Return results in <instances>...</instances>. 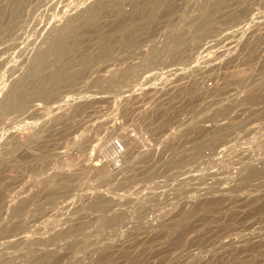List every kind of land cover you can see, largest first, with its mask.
Wrapping results in <instances>:
<instances>
[{"label":"rangeland","instance_id":"obj_1","mask_svg":"<svg viewBox=\"0 0 264 264\" xmlns=\"http://www.w3.org/2000/svg\"><path fill=\"white\" fill-rule=\"evenodd\" d=\"M150 1L0 0V264H264V0Z\"/></svg>","mask_w":264,"mask_h":264},{"label":"bare ground","instance_id":"obj_2","mask_svg":"<svg viewBox=\"0 0 264 264\" xmlns=\"http://www.w3.org/2000/svg\"><path fill=\"white\" fill-rule=\"evenodd\" d=\"M219 2H223L224 0H218ZM114 2V1H113ZM160 2H165V0H151L145 7H138L136 10V12H138L139 13V15H137V16H135V17H138V18H136L137 19V21L138 20H141V19H143L144 17V11L146 12V13H149V16H154V14H155V11H156V9H157V4L158 3H160ZM108 3V2H107ZM106 3V4H107ZM105 5V4H104ZM115 3H112L111 4V6H112V8H113V10L115 9ZM215 6V5H214ZM220 7V5H217L215 8H212L213 10H211V11H203L202 12V18L199 20V22L196 24V26H195V32L197 33V34H201V35H203V34H205L206 32H208L209 30H210V25H211V22H212V20H213V18H214V14H215V12L218 10V8ZM118 9V8H117ZM100 13V12H99ZM156 15V14H155ZM95 17H96V15H93L92 17H91V19H95ZM122 19V18H121ZM119 20V23L118 24H120V25H125V26H128L129 28H131L130 30H128V31H140L141 33L142 32H145V29L144 28H142V26H140V25H138V23H136V22H134L133 21V19L130 17L129 19H126V20ZM215 19V18H214ZM118 22V21H117ZM127 31V32H128ZM133 33V32H132ZM75 35V34H74ZM73 35V36H74ZM76 36V35H75ZM263 38V37H262ZM77 41H78V39H77V37L76 38H68V37H63V39H61V42H60V45L63 47V54L68 50V49H70V48H73L75 45H76V43H77ZM101 41V43L103 42L102 40H100ZM99 41V42H100ZM118 42V40L117 39H114V40H107V41H105V45H100V52H99V54H101V53H107L108 51H109V48L112 46L113 47V45H115L116 43ZM52 46V45H51ZM57 47V46H56ZM242 50V49H241ZM47 51V50H46ZM61 52V51H60ZM43 53V52H42ZM59 53V52H58ZM62 54V53H61ZM35 61V60H34ZM64 62V61H63ZM44 63H45V57H42V58H40L39 60H37L36 62H35V65H34V67L36 68V67H38V66H42V65H44ZM63 65H65V66H63L64 67V69H63V72L62 73H60V75L58 76V81L57 82H63V84H65V83H67V82H69V80L71 79V75L70 74H68L67 73V64H63ZM262 76V75H261ZM39 80V79H38ZM52 80H54L53 78H48L47 77V80H44L45 81V83L47 84L49 81L50 82H53L52 84H56V81L54 80V81H52ZM41 81V80H40ZM43 82V81H42ZM197 82V81H196ZM45 83H43V85L40 87V88H37L36 89V94L37 95H40L41 97L42 96H47V95H49L54 89H53V87H48ZM40 85V84H39ZM201 90V89H200ZM256 90V89H255ZM24 91V90H23ZM55 91V90H54ZM194 91V90H193ZM192 94V93H191ZM204 94V93H203ZM32 95V93L30 92H23V93H21L20 95H18L16 98H14V100L12 99V101H11V107H10V110L11 111H15V110H21V109H23V107H25L26 106V104L29 102V100H30V96ZM212 95V94H211ZM242 98V97H241ZM152 102V101H151ZM162 103V102H161ZM247 104V103H246ZM159 108V107H158ZM261 112V111H260ZM182 114V113H181ZM252 115V114H251ZM219 116V115H218ZM224 117V116H223ZM173 120V119H172ZM124 137V136H123ZM122 141H124L123 142V144H124V147H125V152H124V154L126 155V153L127 154H130V153H128V149H129V147L131 146V144H133L132 143V139L129 137V138H124V140H122ZM28 149V148H27ZM127 150V151H126ZM130 152V151H129ZM123 154V155H124ZM26 157V156H25ZM128 158V157H127ZM144 158H145V156H144ZM123 159H124V157H123ZM129 159V158H128ZM142 159V158H141ZM147 159H148V157H147ZM150 160L152 159V158H149ZM183 160V159H182ZM181 159H180V162L182 161ZM123 161V160H122ZM141 161V160H140ZM144 163H147V162H149V161H147L146 159H143L142 160ZM128 162V161H127ZM175 163V162H174ZM178 165V164H177ZM128 167H130V166H128ZM128 169V168H127ZM131 171V170H130ZM258 175H264V169L263 170H261V171H257V172H252L251 174H248V175H246L245 177H244V179L245 180H248L249 178H251V177H253V176H258ZM242 186V185H241ZM240 186V187H241ZM243 186H245V185H243ZM242 186V187H243ZM241 187V188H242ZM102 204V203H101ZM199 206V205H198ZM19 207V206H18ZM21 207V206H20ZM197 208H200V207H197ZM264 208V207H263ZM212 210V209H211ZM217 211V210H216ZM18 212V210L17 211H15V213H17ZM113 221H115V220H113ZM195 221V220H194ZM190 228V227H189ZM161 237V236H160ZM104 256V255H103Z\"/></svg>","mask_w":264,"mask_h":264},{"label":"built area","instance_id":"obj_3","mask_svg":"<svg viewBox=\"0 0 264 264\" xmlns=\"http://www.w3.org/2000/svg\"><path fill=\"white\" fill-rule=\"evenodd\" d=\"M125 147L121 139H112L108 149L105 152L106 163L111 168L117 169L123 165V154Z\"/></svg>","mask_w":264,"mask_h":264}]
</instances>
